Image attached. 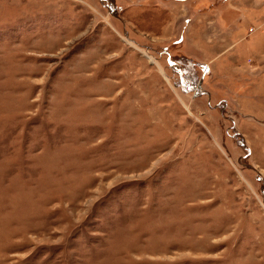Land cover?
I'll return each instance as SVG.
<instances>
[{
    "label": "rangeland",
    "instance_id": "obj_1",
    "mask_svg": "<svg viewBox=\"0 0 264 264\" xmlns=\"http://www.w3.org/2000/svg\"><path fill=\"white\" fill-rule=\"evenodd\" d=\"M0 264H264V0H0Z\"/></svg>",
    "mask_w": 264,
    "mask_h": 264
},
{
    "label": "crops",
    "instance_id": "obj_2",
    "mask_svg": "<svg viewBox=\"0 0 264 264\" xmlns=\"http://www.w3.org/2000/svg\"><path fill=\"white\" fill-rule=\"evenodd\" d=\"M185 1H189V0H185Z\"/></svg>",
    "mask_w": 264,
    "mask_h": 264
}]
</instances>
